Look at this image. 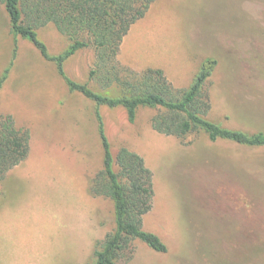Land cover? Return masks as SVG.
<instances>
[{
  "label": "rangeland",
  "instance_id": "rangeland-1",
  "mask_svg": "<svg viewBox=\"0 0 264 264\" xmlns=\"http://www.w3.org/2000/svg\"><path fill=\"white\" fill-rule=\"evenodd\" d=\"M4 1L0 77L10 68L11 84L1 96L0 121L13 116L31 140L27 159L0 183V264H88L96 242L115 228L113 202L89 192L104 160L95 104L71 92L55 63L28 40L19 39L13 61ZM38 33L51 55L70 44L53 24ZM207 58L217 61L210 119L264 132V0H156L124 38L118 61L138 72L160 68L180 91ZM94 61L93 47L79 51L67 75L121 96L117 86L103 90L89 80ZM156 113L140 108L131 124L123 108H102L113 157L127 146L154 173L155 206L145 227L168 247L159 254L136 241L124 264H264V147L202 134L163 136L151 128Z\"/></svg>",
  "mask_w": 264,
  "mask_h": 264
},
{
  "label": "trees",
  "instance_id": "trees-1",
  "mask_svg": "<svg viewBox=\"0 0 264 264\" xmlns=\"http://www.w3.org/2000/svg\"><path fill=\"white\" fill-rule=\"evenodd\" d=\"M156 0H5L14 38L13 61L20 38L28 40L42 57L55 63L58 75L71 92H78L95 104V117L101 140L103 169L92 179L89 192L114 204L115 228L104 240L96 242L88 264H124L134 252V242L144 243L152 251L166 254L162 238L145 227L146 217L154 209L156 187L154 173L145 158L127 146L113 157L106 134L102 108H123L135 124L140 108L154 109L151 128L160 135L186 139L202 134L211 142L229 141L246 147H264V132L246 133L225 128L210 119L212 109L210 80L217 61L207 58L201 64L192 85L176 90L160 68L135 71L119 63L124 38L138 21L145 18ZM53 24L70 44L59 55H51L38 31ZM85 37L87 39H85ZM93 47L95 61L89 80L103 90L117 86L122 95L111 97L92 90L87 83L71 79L65 63L77 52ZM13 64V63H12ZM10 68L0 77V92ZM30 131L17 126L13 116L0 121V183L30 152Z\"/></svg>",
  "mask_w": 264,
  "mask_h": 264
},
{
  "label": "crops",
  "instance_id": "crops-1",
  "mask_svg": "<svg viewBox=\"0 0 264 264\" xmlns=\"http://www.w3.org/2000/svg\"><path fill=\"white\" fill-rule=\"evenodd\" d=\"M77 53H78V52H77ZM77 53H76V54H77ZM76 54H75V55H76ZM75 55H74V56H75ZM70 58H72V57H70ZM70 58H69V59L66 61V63H65V71H66V73H67V70H66L67 65H66V64H67V62L70 60ZM12 78H13V77H12ZM9 80H10V74H9L8 79L5 81V83H4V85H3L2 89H1V92H0V100H1V96H2V93H3L4 89H5V87H6L7 85L11 84ZM77 82H79V81H77ZM13 85H15V82H14Z\"/></svg>",
  "mask_w": 264,
  "mask_h": 264
}]
</instances>
